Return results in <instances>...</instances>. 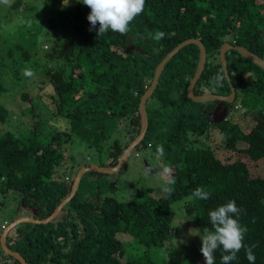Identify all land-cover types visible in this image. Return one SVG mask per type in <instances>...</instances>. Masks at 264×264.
Listing matches in <instances>:
<instances>
[{
  "label": "trees",
  "instance_id": "obj_1",
  "mask_svg": "<svg viewBox=\"0 0 264 264\" xmlns=\"http://www.w3.org/2000/svg\"><path fill=\"white\" fill-rule=\"evenodd\" d=\"M11 7L36 15L34 27L43 36L45 60L31 65L46 68L36 79L35 94L21 88L16 95L27 103L22 111L31 120L30 126L15 127L11 102L7 107L0 101V203L17 201L39 219L47 217L70 190L74 175L60 176L57 169L72 136L98 146L120 129L123 138L111 141L108 160L99 163L117 164L139 133L140 97L151 84L157 64L177 44L197 38L206 49L205 67L193 89L196 95L230 93L226 77L221 87L213 82L217 74L224 75L218 59L224 42L243 46L262 58L264 54V0H145L143 13L132 21L126 35L109 30L98 36L99 25L89 30L90 9L80 0H14ZM157 30L165 33L160 41L152 38ZM127 38L142 53L132 50ZM24 54L22 59L27 61ZM198 60L197 45L181 48L165 64L146 101L148 128L138 146L144 141L148 147L157 143L165 153L173 154L171 195L156 194L154 187L147 186L138 188L132 199L120 200L102 194L101 178L107 174L87 171L75 196L54 220L16 225L8 232L6 245L27 264H155L144 256H130L125 244L135 250L138 245L147 249L165 245L174 232L172 203L203 186L210 198L192 199L193 206L186 208L194 210L202 235L212 227L209 212L234 200L242 209L239 222L247 228L244 244L255 245V264H264V174H252L240 157L220 159L211 144V130L217 127L223 148L230 154L264 160V69L229 50L226 68L235 88L233 102H194L186 89ZM237 104L238 108L246 106L241 117L250 115L251 123L243 126L228 117ZM221 109H227V114L215 123L212 116ZM49 110L52 116L66 119L64 130L42 118ZM221 256L222 248L214 252L215 264H221ZM187 260L180 258L173 264ZM0 264L20 262L0 245ZM191 264H205L202 253ZM230 264H250L245 249Z\"/></svg>",
  "mask_w": 264,
  "mask_h": 264
},
{
  "label": "rangeland",
  "instance_id": "obj_2",
  "mask_svg": "<svg viewBox=\"0 0 264 264\" xmlns=\"http://www.w3.org/2000/svg\"><path fill=\"white\" fill-rule=\"evenodd\" d=\"M13 1L9 0L8 4L0 3V101L7 107H9L8 103L11 102L14 110L12 118L16 120L15 127L21 124L22 127H27L30 126L31 120L22 111L27 106V103L20 100L16 95H18L17 92L21 88L29 90L32 94H35L38 90L36 79L45 71L46 67L40 66L35 69L31 63L45 60V50L43 49L45 45L43 36L34 27L37 25L36 15L12 8L11 4ZM27 29L30 30L25 33L27 36L25 34L21 35V32H25ZM262 38L264 40V29ZM15 45H17V49ZM8 52H11V56H8ZM21 53H26L24 56L28 57L27 61L22 59L23 54L21 55ZM26 68L34 72L33 77L29 78L23 75V70ZM246 109L244 105L237 110L231 109L228 117L233 116L241 125L245 126L247 123L252 122L251 116L248 114L241 117V113H245ZM49 117L52 118L51 122ZM55 117L57 115L52 116L50 110L42 116V118L47 120L48 125H52L55 129L64 130V127L67 126L66 119L64 117ZM2 132L3 127L0 126V134ZM211 132V144L215 147L217 156L220 159L240 157L246 162L252 174H264L263 159L251 161L242 154H230L229 151L223 148V143H221L222 133L219 129L214 127ZM114 138H123V132L120 129L112 131L110 136L101 141L98 146L90 145L86 139L78 135L72 136L65 148H63L65 155L63 163L57 169L58 175L63 176L65 172H70L74 175L77 168L81 166L106 162L108 160V148ZM146 143L147 141H144L140 146L133 149L119 171L104 175L101 178L100 188L102 194H110L120 200H130L136 196L138 188L147 186L154 187L156 194H163L161 190V185L165 182L163 170L165 168L170 170L173 154L165 153L164 150V155L161 157L156 151L157 143L151 147H148ZM187 205L193 206V201L190 197L172 203V209L174 210L172 226L174 232L171 233L165 245L149 249L138 245V249L135 250L132 245L125 244L130 256H136L137 258L140 256L143 258L144 256V259H152L155 264H173L180 258L188 259L185 264L196 262L201 254L202 233L196 225L194 210L189 212L186 209ZM33 215L34 212L28 206H18L17 201L3 200V203H0V222L4 218L10 222L9 220L12 217H33ZM24 223L26 222L19 224ZM0 231L1 235L3 230Z\"/></svg>",
  "mask_w": 264,
  "mask_h": 264
},
{
  "label": "clouds",
  "instance_id": "obj_3",
  "mask_svg": "<svg viewBox=\"0 0 264 264\" xmlns=\"http://www.w3.org/2000/svg\"><path fill=\"white\" fill-rule=\"evenodd\" d=\"M80 2L90 9L87 15V20L91 26L89 30L91 31L96 28L97 24L99 25L96 28L97 36L103 35L109 30L126 35L130 30L129 26L132 21L143 13L145 9V0H80ZM0 3L8 4L9 0H0ZM164 36V32L157 30L152 38L155 41H160ZM23 75L31 78L34 76V72L26 68L23 70ZM224 80L225 76L222 74H217L213 77V82L217 87L223 86ZM239 106L240 104H237L235 107L238 108ZM156 151L159 156L163 157V145H158ZM163 172L165 182L161 185V190L166 195H171L174 191L171 185L175 184V179L169 174L170 170L168 168H165ZM209 198L210 192L206 191L203 186L195 188L190 196V199L199 200H207ZM241 211L242 209L237 206L234 200H229L209 212L211 230L205 228L203 235H201L200 251L204 257L205 264H215L214 252L221 248V264H230L231 261L236 260L237 253L241 249H245L246 258L250 264H255V254L252 251L255 245L246 246L244 244L247 228L239 222L238 217ZM3 222H7L6 227L10 223L7 220H3L1 224ZM1 224L0 230L5 229L6 227L1 228Z\"/></svg>",
  "mask_w": 264,
  "mask_h": 264
},
{
  "label": "water",
  "instance_id": "obj_4",
  "mask_svg": "<svg viewBox=\"0 0 264 264\" xmlns=\"http://www.w3.org/2000/svg\"><path fill=\"white\" fill-rule=\"evenodd\" d=\"M127 44L128 46L136 51L142 53V51L130 44L129 38H127ZM188 44H195L199 47V60L197 64V69L190 79L187 89H186V94L187 96L194 102H209V101H219V102H227V103H232L235 97V88L234 85L230 81V77L228 75V71L226 68L227 62H226V52L229 50H235L239 52V54L251 61L252 63L256 64L260 68L264 69V59L260 56H258L255 53L250 52L247 48L240 46V45H233L230 44L229 42H224L219 49V54H218V59L220 61V64L222 66L224 75L227 79V82L229 83L230 86V93L228 95H221V94H212V93H203V94H194L193 89L194 85L201 76L203 69L205 67V62H206V49L203 45V43L197 39V38H189L186 39L179 44H177L172 50H170L163 58L162 60L157 64L154 70V75L153 79L151 81V84L149 87L143 92V94L140 97L139 104H138V113L140 116V130L139 133L135 136V138L127 145V147L123 150L121 153L118 162L115 166L113 167H106L102 166L99 164H87L84 166H81L76 173L73 176V180L70 186V190L68 194L63 198L57 206L53 209V211L45 218L39 219V218H34L30 216H21L18 218H15L13 221H11L8 226L3 229L1 235H0V245L1 249L6 253L7 255H10L17 259L20 264H27L25 258L15 250L10 249L6 245V237L8 232L14 228L16 225L22 222L26 223H33V224H47L51 222L52 220L55 219V217L61 212L62 208L75 196L81 178L83 174L87 171H92V172H97V173H102V174H112L114 172L119 171L127 161L130 153L133 151L135 147L139 145V143L143 140L147 128H148V116H147V110H146V101L147 99L153 94L155 88L158 85L160 75L164 69L165 64L184 46ZM227 114V109H222L219 114L215 117L212 116L213 120L215 123L221 122L225 115ZM98 198H95V201H97Z\"/></svg>",
  "mask_w": 264,
  "mask_h": 264
},
{
  "label": "built area",
  "instance_id": "obj_5",
  "mask_svg": "<svg viewBox=\"0 0 264 264\" xmlns=\"http://www.w3.org/2000/svg\"><path fill=\"white\" fill-rule=\"evenodd\" d=\"M66 179H67V177H66ZM6 225H7V222H3V223L1 224V228H5Z\"/></svg>",
  "mask_w": 264,
  "mask_h": 264
},
{
  "label": "flooded vegetation",
  "instance_id": "obj_6",
  "mask_svg": "<svg viewBox=\"0 0 264 264\" xmlns=\"http://www.w3.org/2000/svg\"><path fill=\"white\" fill-rule=\"evenodd\" d=\"M221 110H222V109H221ZM221 110L217 111V113L214 114V116L216 117V116L219 114V112H220Z\"/></svg>",
  "mask_w": 264,
  "mask_h": 264
}]
</instances>
